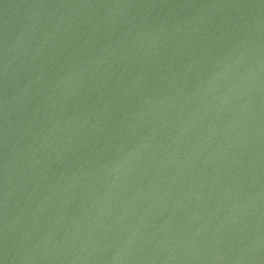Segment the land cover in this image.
Listing matches in <instances>:
<instances>
[{"label": "water", "instance_id": "1", "mask_svg": "<svg viewBox=\"0 0 264 264\" xmlns=\"http://www.w3.org/2000/svg\"><path fill=\"white\" fill-rule=\"evenodd\" d=\"M0 264H264V0H0Z\"/></svg>", "mask_w": 264, "mask_h": 264}]
</instances>
